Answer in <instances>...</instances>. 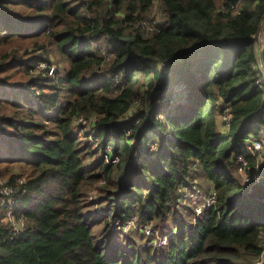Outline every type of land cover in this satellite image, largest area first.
Segmentation results:
<instances>
[{
    "label": "trees",
    "instance_id": "16d2710c",
    "mask_svg": "<svg viewBox=\"0 0 264 264\" xmlns=\"http://www.w3.org/2000/svg\"><path fill=\"white\" fill-rule=\"evenodd\" d=\"M153 9L159 22L145 34L135 25ZM263 18L264 0H0V190L12 192L19 228L0 209V264H253L264 176L241 143L264 125ZM54 50L69 65L63 76ZM174 78L189 93L173 107L155 94ZM92 153L100 161L86 165ZM234 154L248 159L246 184L231 175ZM197 170L215 203L189 220L178 189ZM132 219L171 220L174 232L162 246L123 250L113 225Z\"/></svg>",
    "mask_w": 264,
    "mask_h": 264
},
{
    "label": "rangeland",
    "instance_id": "374dc122",
    "mask_svg": "<svg viewBox=\"0 0 264 264\" xmlns=\"http://www.w3.org/2000/svg\"><path fill=\"white\" fill-rule=\"evenodd\" d=\"M223 2H224V0H217L218 6H220ZM158 15L159 14H158L157 10L153 9L152 12L150 13L149 17L145 18V19H150L153 17L158 18ZM143 32L145 33V31H143ZM145 34H147V33H145ZM255 43L257 44L256 46L258 47V50H259L261 47V33L255 38ZM94 46L101 47L102 49H105L107 47L106 44L103 42H98ZM32 49L33 48L30 47L29 51H31ZM50 59L53 63L51 66L52 71H59L60 76H63L65 74V72L69 69L68 63L65 61H62L61 56L58 53H56L55 50L50 53ZM259 61H260V58H259ZM37 63L34 64V66L36 65L38 69H44L45 67H47L45 62H37ZM40 65L42 66L41 68H40ZM261 69L264 71L263 65H262ZM188 93H189V91H188L186 84L178 83L177 78H174V79H171L169 85L164 86L163 88L159 89L155 95H158L157 97H161L163 95L171 96V100H172L171 103H172V106L174 107L175 105L183 102ZM61 97H62V99H64L65 93H63V95H61ZM168 105H170V102H167L165 105L161 104L160 107H161V109L166 111V108ZM83 126L86 129V131H89V128H90L89 122L86 121ZM83 126H82V128H83ZM84 133H85V131H84ZM263 136H264V125L261 126L259 135L249 136L241 144H242V146H245V144L248 143V141H251L252 139H256V138H262ZM80 137H81V135H80ZM80 139H82V138H80ZM81 141H85V142L89 141V143H92V145H94V150L96 149L95 150L96 152H98L102 156L104 155V152L102 150L103 148L101 149V151L97 150V147H100L98 145L97 141H92L90 139L81 140ZM131 143H133V142H131ZM156 144H157V141H156ZM152 145H155V143H152ZM1 150L6 151V148L1 147ZM107 151H108V149H107ZM99 154L95 155L92 153V155H85V164L86 165H92L96 162H99L100 161L98 158ZM234 155H237V154H234ZM238 156H240V155H238ZM238 156H236V157H238ZM258 161L261 162V159H258ZM196 172H197L196 175L193 176L192 181L186 185V188L180 187V189H178L179 198L177 199L178 200L177 205H179V210L181 211L182 216L185 217V215H186L187 218L186 217L185 218L189 219V220H192V217H193V215H191L192 212L194 211V213H196L195 212L196 207H202V205H205L207 203L208 199L214 193L211 184L207 182L206 178L201 173V170H197ZM14 173H18V170H15ZM231 173H232L231 174L232 177L238 183H241V184H246L248 182V178L250 177L249 173L242 171L238 164L235 165V168L232 170ZM259 173L261 174V177L264 176V168L263 167H261V170L259 168ZM94 188H96L95 185H93L91 189L86 190L87 193L89 194L90 198H91L90 201H92V199L96 195ZM0 191L2 193V194H0V196H3V197H0V209H3L5 207L9 206V210L6 211L7 213L5 214L4 221L6 223L16 224L17 221L15 218H13V209L17 205V202H15L11 198L7 197L9 194V192H7V189L2 188ZM87 211H89V213H92L98 217L101 215V213H103L105 211V209L102 206H92ZM159 221H161V220L155 221L154 223H151V224H147L153 230V233L151 235H147L142 231V228L144 227L143 225L137 224L135 219L129 220L128 222H132L134 227H132L129 230H126L125 229V228H127L126 224L123 225L122 230L119 231L120 233L116 232V236L114 238V241H115V243H118L120 245L121 249H123V250L130 247L128 245L129 242L135 243V246H137V248L162 246V245L167 243V239L169 236L168 234H170L171 232H174V228H173L174 225L171 222V220H169L167 222H159ZM147 225H145V226H147ZM113 227H114V225H113ZM103 228H104L103 224L97 225L95 227L94 235L98 241H100V239H101V234L103 232ZM96 230H98V231H96ZM168 232H170V233H168ZM165 237H166V241L164 240ZM107 245L108 244L106 243V247H107Z\"/></svg>",
    "mask_w": 264,
    "mask_h": 264
},
{
    "label": "built area",
    "instance_id": "2783aa9c",
    "mask_svg": "<svg viewBox=\"0 0 264 264\" xmlns=\"http://www.w3.org/2000/svg\"><path fill=\"white\" fill-rule=\"evenodd\" d=\"M222 9L227 10L225 7H223ZM230 9L233 11V13H237L239 11L238 7L235 8L233 6H230ZM158 22H159V20L157 19V17H153L150 19H143L137 23L136 27L140 28L141 30L145 31L146 33H149L155 29L156 24ZM41 67L42 66L40 65V68ZM261 67H262V64L259 62L260 73L258 74V76L256 78V85L259 87V89L262 92H264V71L261 69ZM117 79L118 78H116V80ZM229 119H230V116H229V114H227L226 117H224V120L227 121ZM86 121L87 120L80 117V118H77L75 120V124L81 130L82 126L84 125V123ZM83 128H84V126H83ZM243 147L248 154H250L251 156L254 157L255 162L257 164V167L260 168V170H261V167L264 168V136L262 138H256V139H252L251 141H248V143H246L245 146H243ZM97 148H99V147H97ZM238 155H240V156H238ZM236 156H238V157H236ZM234 157H235L234 162L240 166L241 170L248 172L249 164H248V159L246 158V155L245 154H237V155H234ZM104 158H105L106 162H109L108 156H104ZM258 159H261V162H259ZM113 162H115V161H113ZM248 181H249V178H248ZM7 192H9V194L12 193L8 189H7ZM215 195L216 194L213 193V195H211V197L208 199L207 203L205 205H202V207H196L195 212H196L197 216H199L203 212L204 209L210 208L215 203ZM12 225L14 226L16 231L19 230V228H17V223L12 224ZM122 226L123 225H120L119 222H116L114 224L115 229H117L118 231L122 230ZM126 226H127V228H125L126 230H129L132 227H134L132 222H127ZM142 231L147 235H151L153 233L152 228L149 227L148 225L144 226L142 228ZM164 240L166 241V237L164 238ZM253 264H264V243L262 244L260 253H259L258 257L255 259Z\"/></svg>",
    "mask_w": 264,
    "mask_h": 264
},
{
    "label": "water",
    "instance_id": "95a60500",
    "mask_svg": "<svg viewBox=\"0 0 264 264\" xmlns=\"http://www.w3.org/2000/svg\"><path fill=\"white\" fill-rule=\"evenodd\" d=\"M261 47L259 49V57H260V62L264 66V18L261 24Z\"/></svg>",
    "mask_w": 264,
    "mask_h": 264
},
{
    "label": "crops",
    "instance_id": "0c3cea01",
    "mask_svg": "<svg viewBox=\"0 0 264 264\" xmlns=\"http://www.w3.org/2000/svg\"><path fill=\"white\" fill-rule=\"evenodd\" d=\"M257 44L255 43V51L258 52V47L256 46ZM260 58V57H259ZM262 64V63H261Z\"/></svg>",
    "mask_w": 264,
    "mask_h": 264
}]
</instances>
